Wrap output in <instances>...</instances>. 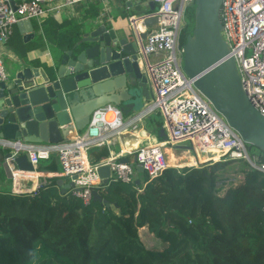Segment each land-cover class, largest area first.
I'll list each match as a JSON object with an SVG mask.
<instances>
[{
    "label": "trees",
    "instance_id": "1",
    "mask_svg": "<svg viewBox=\"0 0 264 264\" xmlns=\"http://www.w3.org/2000/svg\"><path fill=\"white\" fill-rule=\"evenodd\" d=\"M183 16L181 46L192 31L194 1ZM80 26L74 23L68 48ZM154 127L165 131L163 122ZM160 130L159 141L166 135ZM248 148L264 161L262 150ZM89 149L92 163L108 155L106 143ZM226 157L167 165L152 178L136 171L129 183L110 181L99 188L109 206L63 192L59 177L41 182L35 193L0 190V264H264V172ZM227 160H240L242 177L223 185L217 179ZM142 226L163 245H145Z\"/></svg>",
    "mask_w": 264,
    "mask_h": 264
},
{
    "label": "water",
    "instance_id": "2",
    "mask_svg": "<svg viewBox=\"0 0 264 264\" xmlns=\"http://www.w3.org/2000/svg\"><path fill=\"white\" fill-rule=\"evenodd\" d=\"M221 2L194 0V23L182 46V68L241 138L264 152V114L243 89L241 75L229 54L221 32ZM150 3L154 9L155 3ZM156 20V15L143 17L146 26ZM82 22L79 39L56 61L44 66L21 58L7 78L0 80V148L5 151L2 166L10 177L9 164L34 168L26 151L11 158L17 144L53 143L60 127L73 125L80 132L91 112L101 105L114 103L127 116L130 107L134 113L154 97L134 31L129 28L120 35L100 17ZM16 24L24 41L34 37L32 18ZM149 33L141 32L140 36ZM127 98L132 100L121 102ZM136 158L134 153L132 161L128 156L120 160L135 162ZM135 167L143 171L140 163ZM98 173L108 182L110 166L100 165ZM75 177L73 174L62 186L63 192L74 184ZM92 199L110 205L97 189L92 190Z\"/></svg>",
    "mask_w": 264,
    "mask_h": 264
},
{
    "label": "built area",
    "instance_id": "3",
    "mask_svg": "<svg viewBox=\"0 0 264 264\" xmlns=\"http://www.w3.org/2000/svg\"><path fill=\"white\" fill-rule=\"evenodd\" d=\"M88 0H0V42L12 33V26L26 18H39L48 13L59 12ZM155 8L145 15H156L155 27L143 22V16L131 15L128 26L139 40L138 53L144 58L147 81L154 97L135 111L132 119L124 120L121 109L114 103H106L91 112L88 124L70 141L56 143L17 144L11 158L26 151L30 162L35 165L58 151L62 164L60 174L71 177L76 174L74 184L67 188L72 195L84 202L92 198V190L118 180L124 183L136 178V163H140L149 178L161 173L168 165L164 158L166 144L193 140L195 146L208 154L212 160L244 159L250 167L264 172V161L249 153L248 144L229 124L210 100L194 86L193 77L187 76L182 68V46L179 42L181 19L185 6L194 0H152ZM222 35L229 46V54L235 60L242 78V86L251 102L264 114V0H222L220 6ZM141 32H150L141 37ZM7 78L3 55L0 50V80ZM159 109L163 116L166 139L145 142L131 150L136 153L135 162L120 160L121 156L110 155L92 163L88 149L94 144L107 143L110 138L120 137L148 113ZM120 155V153H117ZM110 166L108 182L98 173L100 165ZM20 169L11 168V178L16 186L14 193L36 192L41 182L31 191L18 185Z\"/></svg>",
    "mask_w": 264,
    "mask_h": 264
},
{
    "label": "crops",
    "instance_id": "4",
    "mask_svg": "<svg viewBox=\"0 0 264 264\" xmlns=\"http://www.w3.org/2000/svg\"><path fill=\"white\" fill-rule=\"evenodd\" d=\"M150 1L151 0H88L87 2L78 3L73 6H67L59 12L48 13L39 18H32L35 35L27 41L22 39V34L17 24H14L12 26V33L7 40L0 42V50L3 53V57L10 63L9 65L4 63L6 71L7 73L11 72L15 61L21 58L28 59L38 65H42L44 62L56 61L61 52L70 46V35L73 33L74 23H80L82 26V21L87 18L100 17L108 26L113 27L120 35H123L129 30L128 19L131 15L143 16L154 10L151 9ZM155 26L154 22L150 25V28H154ZM130 100H132V98H127L121 102H128ZM128 112L127 116H124V120L132 119L133 112L131 107ZM144 118L138 123L137 127H130L122 136L110 138L106 143L108 150V155L106 157L110 155L121 156L120 158L128 156L130 161H132L134 153H132L131 150L148 141H159L157 138V134L159 133L156 132L155 127L153 128L152 125L149 128L146 127L148 121L147 119L144 120ZM78 133L79 131L74 129L73 125L70 127L62 126L59 128L58 136L53 143L62 145L73 139ZM160 135H163V132L160 133ZM165 136L163 140L166 139ZM182 142L184 141L166 144L167 147L165 150H167L166 156L168 158V165H180L176 163V161H181L182 165H193L210 160L208 154L200 150L201 153H204L203 156L199 158H196V154L192 156L190 151L187 150L190 146ZM194 148H197L195 144L191 146V149ZM1 149L2 148H0V157L2 156ZM117 153H120V155ZM61 166L58 159V151H52L49 158L41 159L31 170L17 167L20 169V172L15 182L22 187H26L27 191H31L34 185L39 182H48L50 177H59L57 179L59 182L64 184L68 183L70 178L60 174L62 169ZM9 167L11 169L12 165L9 164ZM4 172L6 179L0 175V190L13 192V187L16 185L5 169ZM140 230L145 231L148 236L153 234L146 226L140 227L139 231Z\"/></svg>",
    "mask_w": 264,
    "mask_h": 264
},
{
    "label": "rangeland",
    "instance_id": "5",
    "mask_svg": "<svg viewBox=\"0 0 264 264\" xmlns=\"http://www.w3.org/2000/svg\"><path fill=\"white\" fill-rule=\"evenodd\" d=\"M183 23H185L184 16L181 19V24L183 25ZM2 55H3V53H2ZM179 59L182 60V55L181 54H179ZM6 60L7 59L5 57H3L4 63L6 65H9L10 63H8ZM137 111H139V109ZM145 119L148 120V124L146 125V127L149 128L150 125L154 126L155 122H163L164 121V116H163L162 112L157 108L154 111L148 113V115L145 116L144 120ZM159 130L160 129L158 127H156V132H159ZM160 132L162 133L161 130H160ZM163 133H165L167 135L166 131H163ZM182 143H185L187 146H190V148L188 147L187 150L190 151L192 156H195L194 154H196V158H199V157L204 155V153H201L198 148L191 149V146H193V144H194L193 140L184 141ZM166 147H167V145L165 146V148ZM165 148H164V151H165L164 158L166 159V161H168V158L166 156V151L167 150H165ZM248 151L251 154H253V153L255 154L256 153V151H254V149H248ZM220 155L225 156V154H222V153H220ZM239 161L240 160H232V161L231 160H227V162H226L227 164H225V166L223 168L224 170L221 171V174L219 176L220 179H217V182L219 181V183H222L223 185L230 184L229 183V179H231V181L232 180H236L235 182H237L238 177H240V178L242 177V172L238 170ZM176 163L180 164L178 166L182 165L181 161H176ZM60 165H62L61 162H60ZM231 177H235V178H231ZM235 182L232 181V183H235ZM139 235H140V238L145 243V245H147L149 247H161L163 245V243H164L162 241V239L157 237L156 235L152 234V235L148 236L146 234V232L142 231V230L139 231Z\"/></svg>",
    "mask_w": 264,
    "mask_h": 264
},
{
    "label": "bare ground",
    "instance_id": "6",
    "mask_svg": "<svg viewBox=\"0 0 264 264\" xmlns=\"http://www.w3.org/2000/svg\"><path fill=\"white\" fill-rule=\"evenodd\" d=\"M133 147H135V146H133ZM173 156V155H172ZM174 157V156H173ZM176 157V156H175ZM201 162V161H200Z\"/></svg>",
    "mask_w": 264,
    "mask_h": 264
},
{
    "label": "clouds",
    "instance_id": "7",
    "mask_svg": "<svg viewBox=\"0 0 264 264\" xmlns=\"http://www.w3.org/2000/svg\"><path fill=\"white\" fill-rule=\"evenodd\" d=\"M210 160H212L211 158H210ZM217 160V159H216Z\"/></svg>",
    "mask_w": 264,
    "mask_h": 264
}]
</instances>
